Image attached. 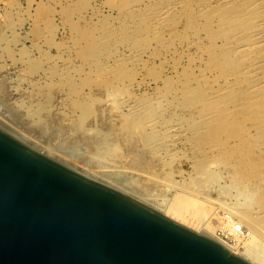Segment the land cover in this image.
Returning a JSON list of instances; mask_svg holds the SVG:
<instances>
[{
	"label": "rangeland",
	"instance_id": "obj_1",
	"mask_svg": "<svg viewBox=\"0 0 264 264\" xmlns=\"http://www.w3.org/2000/svg\"><path fill=\"white\" fill-rule=\"evenodd\" d=\"M126 1L0 0V127L25 134L30 146L55 150L86 174H112L104 177L107 183L171 199L185 190L181 184L191 175L192 150L187 143L178 145L177 173L152 163L159 156L131 126L127 107L157 96L163 79L198 77L205 72L207 57L191 46L194 37L183 40V23L171 20L167 26H174L164 29L162 38L149 33L140 65L134 71L126 68L130 78L116 88L127 86V94L109 86L105 90L116 71L105 76L102 68L138 42L123 37V23L134 32L137 16L146 9L143 4L169 0H142L135 8L127 7ZM109 32L114 34L110 39ZM216 235L234 243L222 229Z\"/></svg>",
	"mask_w": 264,
	"mask_h": 264
},
{
	"label": "bare ground",
	"instance_id": "obj_2",
	"mask_svg": "<svg viewBox=\"0 0 264 264\" xmlns=\"http://www.w3.org/2000/svg\"><path fill=\"white\" fill-rule=\"evenodd\" d=\"M141 1L125 4L133 8ZM143 5L146 9L137 16L134 32L126 23L120 28L123 37L138 42L117 53L113 65L102 68L105 76L116 71L105 86L127 94V86L123 90L116 85L130 78L126 68L134 71L140 65L149 33L160 39L164 29L182 22L183 40L194 37L190 44L207 57L206 73L194 78L185 75L180 82L163 79L157 96L127 107L131 126L159 156L152 163L170 166L177 173L178 145L190 146L192 169L181 184L183 194L171 199L138 195L107 183L104 177L110 179L112 174L94 177L53 149L32 147L219 241L250 263L264 264V0H169ZM113 35L109 32V39ZM13 135L29 141L25 134ZM179 176L183 177L182 172ZM218 228L233 237L234 243L219 239Z\"/></svg>",
	"mask_w": 264,
	"mask_h": 264
},
{
	"label": "water",
	"instance_id": "obj_3",
	"mask_svg": "<svg viewBox=\"0 0 264 264\" xmlns=\"http://www.w3.org/2000/svg\"><path fill=\"white\" fill-rule=\"evenodd\" d=\"M0 264H252L0 127Z\"/></svg>",
	"mask_w": 264,
	"mask_h": 264
}]
</instances>
